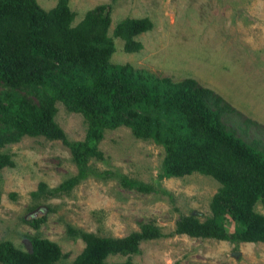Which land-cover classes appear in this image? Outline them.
I'll return each mask as SVG.
<instances>
[{"label": "trees", "instance_id": "16d2710c", "mask_svg": "<svg viewBox=\"0 0 264 264\" xmlns=\"http://www.w3.org/2000/svg\"><path fill=\"white\" fill-rule=\"evenodd\" d=\"M74 17L68 0H56L48 9L36 0H0V146L22 135H41L69 149L76 172L46 190L48 195L66 193L91 176L116 179L139 192L166 194L158 184L88 165L90 158H101L97 144L104 131L126 127L133 137L162 147L158 179L199 173L219 183L209 201L210 214L202 220L179 215L169 235L264 243V215L254 210L256 203L264 207V149L225 126L222 116L232 111L229 104L191 77L172 81L109 61L112 37L122 40L124 52L141 48L135 37L151 29L148 17L121 18L112 36L107 34V4L85 10L75 23ZM56 101L82 116L83 139H66L53 119ZM12 165L10 155L0 152V169ZM45 188L39 182L30 195L37 197ZM41 220L42 216L27 222L36 228ZM66 231L83 242L69 263L61 261L64 254L56 242L27 235L29 251L0 240V264H131L129 256L139 253L140 241L163 236L152 223L120 237L70 226ZM115 254L127 257L105 261Z\"/></svg>", "mask_w": 264, "mask_h": 264}, {"label": "rangeland", "instance_id": "374dc122", "mask_svg": "<svg viewBox=\"0 0 264 264\" xmlns=\"http://www.w3.org/2000/svg\"><path fill=\"white\" fill-rule=\"evenodd\" d=\"M43 9L56 0H36ZM97 4L110 8L107 34L123 17H148L151 29L139 33L137 52L122 50V40L112 37L111 63L178 81L191 77L210 88L232 111L222 116L227 128L247 143L264 149V0H68L75 13L73 23ZM31 98V97H29ZM54 122L66 139L81 140L85 122L79 113L67 111L56 101ZM245 119L250 123H245ZM101 158L88 165L110 170L167 191L139 192L121 186L116 179L87 177L68 192L46 190L76 172L69 149L58 139L22 135L0 146L12 166L0 169V240L29 251L27 235L56 242L69 263L83 242L67 233L70 226L102 236H124L143 223L157 226L162 237L140 241L131 264H264L263 242L231 243L214 238L171 234L179 215L199 220L210 214L209 201L219 183L210 176L191 173L157 178L163 149L151 140L135 138L128 128L105 130L97 144ZM45 191L37 197V184ZM254 210L264 215L259 203ZM34 228L27 221L39 218ZM126 255H109L105 261H123Z\"/></svg>", "mask_w": 264, "mask_h": 264}]
</instances>
